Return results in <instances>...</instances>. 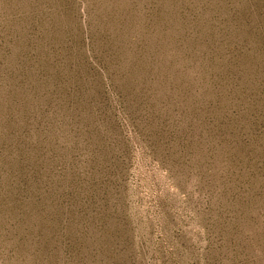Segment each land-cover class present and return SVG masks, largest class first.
<instances>
[{
	"label": "rangeland",
	"instance_id": "1",
	"mask_svg": "<svg viewBox=\"0 0 264 264\" xmlns=\"http://www.w3.org/2000/svg\"><path fill=\"white\" fill-rule=\"evenodd\" d=\"M0 264H264V0H0Z\"/></svg>",
	"mask_w": 264,
	"mask_h": 264
}]
</instances>
